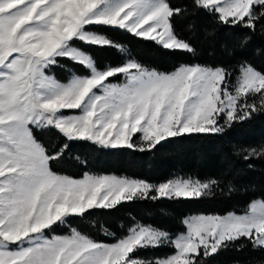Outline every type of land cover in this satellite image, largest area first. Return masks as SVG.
Returning a JSON list of instances; mask_svg holds the SVG:
<instances>
[{"label": "snow or ice", "instance_id": "1", "mask_svg": "<svg viewBox=\"0 0 264 264\" xmlns=\"http://www.w3.org/2000/svg\"><path fill=\"white\" fill-rule=\"evenodd\" d=\"M192 8L214 15L220 24L252 32L264 22V0H192ZM185 10L169 0H0V264H143L134 253L161 245L167 233L136 226L126 238L104 244L75 230L71 236L45 239L43 230L65 223L70 215L147 197L152 185L87 174L71 179L54 174L50 162L61 159L76 140L134 148L132 134L142 133L147 148L141 150H152L186 134L223 133L234 122L264 111V74L251 65H241L230 90L222 67L181 66L163 74L129 61L98 70L89 53L70 46L75 40L86 46H115L85 30L98 25L126 30L166 50L193 52L189 42L175 36L171 24ZM248 39L239 42L242 49ZM57 58L79 64L91 75L58 83L44 72ZM118 74L125 75L124 84H106ZM249 97H258L259 104L250 103ZM75 109L81 114L66 117L61 112ZM33 126L61 135L63 142L51 155L35 140ZM244 151V159L264 154V148ZM209 187L174 180L155 188L152 198H200ZM183 223L187 235L171 241L176 254L157 264H198L201 254L210 256L241 238L264 251L262 202L250 204L244 215L199 216Z\"/></svg>", "mask_w": 264, "mask_h": 264}, {"label": "trees", "instance_id": "2", "mask_svg": "<svg viewBox=\"0 0 264 264\" xmlns=\"http://www.w3.org/2000/svg\"><path fill=\"white\" fill-rule=\"evenodd\" d=\"M169 3L186 9L182 16L173 17L171 24L175 36L189 42L193 52L166 50L154 41L112 26L92 25L113 42V47L73 42L91 55L98 69L119 65L126 59L161 72L172 71L180 64L222 67L228 73L230 90L237 82L242 64L264 74V22L252 32L220 24L212 14L194 12L192 0H169ZM245 37L249 39L242 49L239 42ZM57 59L67 68L66 72H86V68L66 58ZM32 132L49 155L63 142L56 130L32 128ZM138 137V133L132 134L131 142ZM250 148L258 152L264 148V111L234 122L223 133L186 134L163 141L152 150L105 147L93 141L76 140L61 159L50 162L51 171L74 178L84 173H112L149 183L179 176L207 182L210 187L206 195L193 199H153L156 194L150 191L147 197L122 200L111 209L97 208L83 216L70 215L65 223H57L44 232L66 234L74 228L94 241L108 243L125 236L134 224H140L172 237L184 231L183 218L187 215L243 212L254 199L264 203V154L244 159L247 155L244 150ZM171 252V246L159 245L140 249L133 258L143 264H156V259ZM197 259L198 264H264V251L254 250L247 238H241L217 253L207 257L201 254Z\"/></svg>", "mask_w": 264, "mask_h": 264}, {"label": "rangeland", "instance_id": "3", "mask_svg": "<svg viewBox=\"0 0 264 264\" xmlns=\"http://www.w3.org/2000/svg\"><path fill=\"white\" fill-rule=\"evenodd\" d=\"M85 30L88 31V32H93L95 34H98V35H102L100 33H98L94 27L92 25H89V26H85ZM104 36V35H102ZM105 37V36H104ZM79 41V40H78ZM71 47H75V48H78L80 49L77 44L75 42H72L70 44ZM58 60V59H57ZM129 61H134V60H131V59H126L123 63L119 64V65H116V66H112V67H117V66H124L125 64H127ZM203 66V65H200V64H180L177 68H175L174 70L172 71H169V72H161V71H157L155 69H151V68H146L144 66V68L148 69V70H155L159 73H163V74H171L173 73L174 71H176L178 68H180L181 66ZM203 67H208V66H203ZM109 67H105L103 69H98V70H105ZM211 68H220V67H211ZM67 68L62 65V61L61 60H58V63L56 65H53V66H50L49 68L45 69L44 72H45V75L47 77H50V78H53L55 79L58 83H63V84H67L70 82V80L74 77V76H79V77H85V76H90L91 75V71L89 69H86V72L84 74H77L76 72H66ZM134 71V70H132ZM240 73H241V70H240ZM240 73H239V76H238V79L240 77ZM262 74V73H261ZM238 79H237V82H238ZM126 82V79H125V75L124 74H118L114 77H111L109 78L107 81H106V84H113V85H122ZM236 82V84H237ZM236 84L232 87L231 90H234V87L236 86ZM95 92H97V94H102V92L98 89H94ZM253 100L256 101V103L258 104L259 103V100H258V97L257 98H253V97H249V102L251 103ZM62 114L64 116H71V115H80V110L79 109H75V110H61ZM221 123H224V120L221 119L220 120ZM32 128H35V126H33ZM37 129V128H35ZM37 130H40V129H37ZM139 134V137L136 141H133L132 143L138 147V148H142V147H147V142H145L143 139H142V133H138ZM107 147H110V146H107ZM53 172V171H52ZM54 174L56 175H61V176H67V175H64V174H59V173H56V172H53ZM89 175V176H95V177H100V176H108V177H117V178H126V179H129V180H136V181H144V182H147L145 180H142V179H139V178H135V177H131V176H126V175H117V174H112V173H84L82 176L80 177H77V178H74V177H70V176H67L68 178H71V179H77V180H80V179H84L85 175ZM174 180H191V181H197L195 179H192V178H182V177H179V176H176V177H173V178H170L166 181H163V182H159V183H149L147 182L148 184L152 185V190L153 193L156 194L155 192V188L159 187L160 184L162 183H166V182H169V181H174ZM201 183H207V182H203V181H199ZM157 195V194H156ZM253 202H262L260 199H254L252 200L248 206L246 207V209L243 211V212H239V213H235V212H227L225 214H222V215H211V214H191V215H187L183 218V221L186 220V219H192L194 217H199V216H219V217H225L229 214H235V215H244L248 209H249V205L252 204ZM263 203V202H262ZM184 224V223H183ZM136 226H145V225H140V224H134L129 230H128V233L125 235V236H122L121 238L113 241V242H108V243H105V242H98V243H104V244H114V243H117L120 239H124L126 238L129 234H130V230L133 228V227H136ZM185 226V229L184 231L182 232H179V233H176L175 235H173L172 237H169L168 236V239L165 240L161 245H165V246H171L173 248V252L165 255L164 257H161V258H158L156 259V264H157V261L159 260H166L168 258H170L171 256L175 255L176 254V249L174 247V245L171 243V241H174L175 239H177L178 237L182 236V235H187L188 233V228H187V225L184 224ZM148 227V226H147ZM73 230H75L76 232L80 233L79 231H77L76 229L74 228H71L70 231L66 234H57V233H45L44 232V238L45 239H51L53 236H56V237H66V236H71L72 235V232ZM44 231V230H43ZM82 236H85L87 237L86 235L80 233ZM89 238V237H87ZM91 239V238H89ZM94 241V240H93ZM97 242V241H95ZM12 250H15V245L12 246ZM135 259V258H134Z\"/></svg>", "mask_w": 264, "mask_h": 264}]
</instances>
